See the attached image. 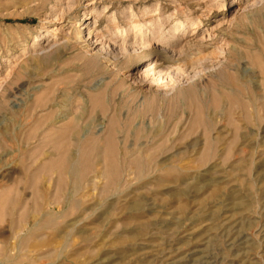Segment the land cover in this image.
Masks as SVG:
<instances>
[{
  "label": "rangeland",
  "instance_id": "obj_1",
  "mask_svg": "<svg viewBox=\"0 0 264 264\" xmlns=\"http://www.w3.org/2000/svg\"><path fill=\"white\" fill-rule=\"evenodd\" d=\"M250 2L0 0V264H264Z\"/></svg>",
  "mask_w": 264,
  "mask_h": 264
},
{
  "label": "bare ground",
  "instance_id": "obj_2",
  "mask_svg": "<svg viewBox=\"0 0 264 264\" xmlns=\"http://www.w3.org/2000/svg\"><path fill=\"white\" fill-rule=\"evenodd\" d=\"M91 1V0H90ZM199 1V0H198ZM213 1H215V0H213ZM250 1H252V0H243V3H242V7H239V9L241 10V9H244L245 7H247L248 5H249V3L251 4V3H253V2H250ZM217 6H218V4H217ZM236 14V13H235ZM53 45H54V43H53ZM128 48V47H127ZM261 112H262V110H261ZM263 119V118H262ZM110 140V139H109ZM63 171V170H62ZM61 171V172H62ZM263 176V175H262ZM73 187V186H72ZM33 196V195H32ZM263 231V229L262 230H260V233ZM261 235H264V233L263 234H261Z\"/></svg>",
  "mask_w": 264,
  "mask_h": 264
}]
</instances>
